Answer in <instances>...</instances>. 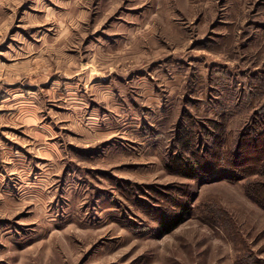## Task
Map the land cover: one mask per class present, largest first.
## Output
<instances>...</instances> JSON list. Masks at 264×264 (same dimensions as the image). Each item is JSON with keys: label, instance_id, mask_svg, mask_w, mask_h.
<instances>
[{"label": "rangeland", "instance_id": "1", "mask_svg": "<svg viewBox=\"0 0 264 264\" xmlns=\"http://www.w3.org/2000/svg\"><path fill=\"white\" fill-rule=\"evenodd\" d=\"M0 264H264V0H0Z\"/></svg>", "mask_w": 264, "mask_h": 264}, {"label": "trees", "instance_id": "2", "mask_svg": "<svg viewBox=\"0 0 264 264\" xmlns=\"http://www.w3.org/2000/svg\"><path fill=\"white\" fill-rule=\"evenodd\" d=\"M194 164H195V163H193V164H188V165H187V166H188V170H189V168H190V169H192V171H193L194 174H196V173L199 174V171H198V169L196 170ZM199 166H200V167H199L200 170L203 169V168H205L204 165H199ZM187 211H188V207H185V208H183L182 211L179 212L178 214H176V215H174V216H172V217L166 219L165 222L162 223L163 226H164V228H165V229H169V230L175 228V227H176V226L182 221V219H183L184 216L186 215Z\"/></svg>", "mask_w": 264, "mask_h": 264}]
</instances>
